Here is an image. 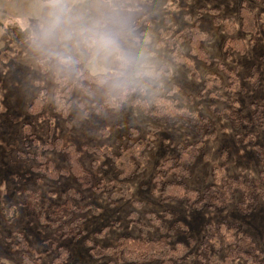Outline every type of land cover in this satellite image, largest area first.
I'll use <instances>...</instances> for the list:
<instances>
[{
    "label": "rangeland",
    "instance_id": "obj_1",
    "mask_svg": "<svg viewBox=\"0 0 264 264\" xmlns=\"http://www.w3.org/2000/svg\"><path fill=\"white\" fill-rule=\"evenodd\" d=\"M142 2L134 11H108V3L104 0H62L68 10L65 22L52 28L48 16L49 2L0 0V261L6 264H24V252H12L10 241L14 232H21L26 244L32 249L33 259H40L41 264H107L113 257L100 256L97 254L99 249L115 247L124 237H141L140 228L129 219L131 212H137L140 221L148 227L147 213L162 215L165 211L172 212L175 220L186 226V229L174 235H169L167 230L169 244L188 238L199 243L205 225L227 222L238 224L242 231L249 233L264 257L263 204H259L254 212L244 215L236 209L237 203L208 210L198 209L194 204L180 200L167 204L159 201L158 191L152 182L156 168L162 161L177 155V145L195 144L199 141V136L188 123L153 122L137 104H130V100L134 99L145 100L150 104L156 96L166 93L173 86L179 87L175 96L178 100L184 95L197 96L203 89L206 76L214 74L223 80V88L217 91L223 96L232 95L238 99L241 113L250 116L253 102L264 105V0H155L151 4ZM242 3H246L260 19V30L253 47L240 30L239 11ZM201 10L204 12L202 18L207 23L213 19L211 11L216 10L220 18L233 20L234 26L230 27L232 35L227 33L228 30L223 25L204 42L203 47L209 56L204 62L191 57L188 46L182 48V52L191 57L196 66L197 77L194 78L182 65L174 62L169 49L158 45L159 29L163 31L173 28L178 32L185 24H193L196 19H186L183 17L185 14L197 17ZM170 17L167 22L166 18ZM113 20L120 22L117 51L98 48L81 39L80 29L92 25L110 27ZM145 21L159 23L154 28ZM163 21L166 23H162ZM7 26L30 29L32 38L21 45L12 46L5 33ZM147 33L152 36L149 50L143 48L142 40ZM228 38L245 40L247 44L244 51H230L228 43L226 44ZM120 52L130 62L129 68L120 71L121 77L105 88H93L90 96L84 95L77 86L79 80L75 76V68L82 72L87 69L93 72L118 71L119 63L116 59ZM60 56L72 61V66H61L58 60ZM42 58H50L52 61L46 75L39 72L38 63ZM141 64H167L171 68V74L158 83L136 79L133 72L139 70ZM219 64L238 71L244 79L243 95L224 90V86L228 88L229 84L219 69ZM253 70L260 82L257 87L249 82L253 77ZM59 76L76 84L74 105L68 119L70 125H66L65 118L54 115L48 108L44 114L55 116L56 135L61 138L70 136L80 151L85 146L104 145L117 152L119 144L125 143L132 128H137L143 135L147 134L149 126L157 129L153 145L146 152L145 172L126 181L125 187L132 193V198L119 197V187L110 192L81 188L73 177L59 173L67 167L65 157L59 151L46 154L55 163L58 176H49L37 169L39 164L35 160L27 162L18 158L19 152L25 151L22 143L24 125L33 126L42 139L48 138V122L38 119L37 114L27 110L39 91L36 81L44 84L49 100L54 89V78ZM125 89H129L130 100L124 105L112 110L102 108L105 99H115ZM206 95L207 92L204 91L203 97ZM210 105L219 113L212 112ZM98 107L102 108L101 111H97ZM226 107L227 103L211 97L193 101L189 107L193 111L199 110L212 122V129L205 140V151L194 166L188 181L191 189L205 190L213 185L212 169L215 166H224L227 178L243 175L252 177L257 182L262 180L264 130L257 125H253L251 129L237 130L222 111ZM81 162L86 170L94 174L96 182L100 178L105 181L116 179L114 169L106 157H97L84 151ZM68 189L82 194V199L77 202L80 206H95L94 211L86 210L76 216L80 223L77 237L76 234L71 236L68 232L60 237L56 234L57 229L41 224L36 214L24 206L21 193L23 190L38 192L47 203L61 204L64 202L61 195ZM4 212H8V217L13 221H9ZM64 226L67 230L71 229L70 224L65 223ZM160 233L151 229L148 238H160ZM91 246L96 248L94 256L90 253ZM60 248L66 253L63 260H59L62 252ZM192 253L195 259H189L185 264H198V248ZM262 263L264 264V258Z\"/></svg>",
    "mask_w": 264,
    "mask_h": 264
},
{
    "label": "trees",
    "instance_id": "obj_2",
    "mask_svg": "<svg viewBox=\"0 0 264 264\" xmlns=\"http://www.w3.org/2000/svg\"><path fill=\"white\" fill-rule=\"evenodd\" d=\"M44 1L49 2V0ZM104 1L108 3V11H115L116 9L134 11L138 9L140 2L151 4L155 0ZM172 1L177 2L179 0ZM180 1L185 2L186 0ZM211 12H213V19L209 23L202 18L204 12L201 10L197 17L185 14L183 17L186 19H196L193 24H185L178 32L174 31L173 28L163 31L159 29L158 45L166 50L169 49L174 62L182 65L194 78L197 77V71L191 57L200 62H204V60L209 58L203 44L208 41L211 34L216 32L218 27L224 25L223 27L228 30L227 33L232 35L230 27L234 26L233 20L220 18L216 10ZM239 17L240 30L248 38L249 44L252 47L255 46V38H257L256 36H258L260 30V19L246 3L241 4ZM168 19L170 20L171 17L166 18L167 22L169 21ZM145 23L150 24V27L156 28L159 22L145 21ZM162 23L166 22L163 21ZM5 30L7 39L12 46L21 45L32 38L30 29H14L11 26H7ZM143 36V48L148 49L152 42V36L150 33ZM227 43L229 50L237 53H242L247 44L245 40H232L231 38L226 40ZM185 46H188L191 57L182 52V48ZM118 56L119 58L116 61L119 63L117 66L119 72H93L89 69L82 72L79 68H75V76L79 80L77 86L84 95L90 96L93 88H105L121 77L120 71H125L129 68L130 62L125 58V54L120 52ZM58 60L63 67L72 66V61L67 58L60 56ZM75 63L79 65L78 61H75ZM51 65L52 61L50 58L40 59L38 63L39 72L42 75L48 74ZM219 69L222 70L229 84L228 88L224 86V90H231L235 95H243L245 93L244 79L238 71L232 70L223 64H219ZM170 74L171 68L167 64L160 66L141 64L140 69L133 72V76L136 79H145L146 81L157 83L162 82ZM252 74L253 77L249 79V82L254 87H257L260 83L259 78L254 75H257L255 70H253ZM36 85L39 91L28 105L27 110L30 113L37 114L38 119L48 122V138L46 140L42 139L35 132L33 126L24 125L22 127V143L25 151L19 152L18 158L27 162L35 160L39 164L37 169L46 175L58 176L55 163L48 159L46 154L54 150L59 151L64 155L67 163V167L61 169L59 173L73 177L81 188L110 192L113 188L119 187V197L132 198V193L125 187L126 181L136 178L145 172L147 164L146 152L153 145V138L157 129L149 126L147 134L143 135L137 128H132L125 143L119 144L117 152L104 145L85 146L84 150L80 151L70 136L61 138L56 135L55 116L44 114L48 108L47 110L54 112V115L65 118L66 125L69 126L70 122L68 119L71 116L74 105L73 96L76 84L70 83L66 77H55L54 89L49 100L47 99L48 92L44 84L36 81ZM178 88V86H173L166 93L156 96L150 104L145 100H130L129 89H125L115 99H105L102 108L112 110L130 100L131 105L137 104L145 116L153 122L164 121L167 124L188 123L195 129L199 136V141L195 144L177 145V155L162 161L156 168L152 182L158 191L161 203L167 204L173 200H180L194 204L198 209L207 208L208 210H217L237 203L236 209L239 213L246 215L254 212L259 204L264 205V170L260 177L262 180L257 182L252 177L243 175L227 178L223 170L224 166L222 168L215 166L212 169L213 185L205 190L189 188L188 181L191 179L192 170L199 159L202 158V154L205 151V140L212 129V122L206 116L202 115L199 110L193 111L189 107L193 101L197 102L206 97H211L214 100L228 104V107L222 111L237 130L251 129L253 125H257L264 130V105L253 102L251 104V115H243L240 111L238 99H235L232 95L229 97L223 96L217 91V89L223 88V80L214 74L206 76L203 82V89L197 96L184 95L181 100H178L175 97ZM204 91L207 92V95L203 97ZM102 108L98 107L97 111H101ZM209 109L212 112L219 113L213 105H210ZM84 151L97 157H106L114 169L116 179L105 181L100 178L96 182L94 174L86 170L81 162ZM92 166L95 167V163ZM21 193L24 199V206L36 214L41 224L57 229L56 234L60 237L66 232L71 236L75 234L76 237L79 236L80 223L76 216L86 210H95L93 205L82 207L77 204L82 199V194L74 189H68L62 193L61 197L64 202L61 204L47 203V200L38 192L23 190ZM110 199L112 200L111 197ZM4 215L9 221H13L12 218L8 217V212H4ZM146 218L149 222L148 227L140 221V216L137 212H131L129 219L138 225L141 237L139 239L121 238L115 247L99 249L97 254L113 257L107 264H185L189 259H195L192 252L198 248L199 254L196 258L198 264H263V254L260 253V249L253 237L249 233L242 231L238 224H228L227 222L210 223L205 225L202 239L199 243L193 238H188L185 241L169 244L170 242L166 238L167 230L169 235H174L180 230L186 229V226L182 225L180 221H176L174 214L169 211H165L162 215L153 212L147 213ZM65 223L70 224V230L65 228ZM151 229L161 232V237L149 239L148 236ZM10 241L12 252H24L26 254L23 253L22 255L24 264H41L40 259H33L31 255L32 249L26 244L27 241L21 232H14ZM89 248L91 255L94 256L96 248L92 246ZM60 251L62 252L59 260H63L66 253L62 248H60ZM0 264H6V262L1 260Z\"/></svg>",
    "mask_w": 264,
    "mask_h": 264
},
{
    "label": "clouds",
    "instance_id": "obj_3",
    "mask_svg": "<svg viewBox=\"0 0 264 264\" xmlns=\"http://www.w3.org/2000/svg\"><path fill=\"white\" fill-rule=\"evenodd\" d=\"M48 16L50 17V27L55 28L65 22L67 8L62 0H49ZM120 31V22L113 20L110 27H101L92 25L88 28L80 29L81 39L86 43H91L98 48L110 51L118 50V35ZM71 35V33H68ZM119 58V57H118Z\"/></svg>",
    "mask_w": 264,
    "mask_h": 264
}]
</instances>
